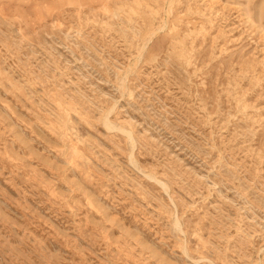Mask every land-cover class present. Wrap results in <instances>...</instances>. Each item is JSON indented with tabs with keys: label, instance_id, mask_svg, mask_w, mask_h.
<instances>
[{
	"label": "rangeland",
	"instance_id": "1",
	"mask_svg": "<svg viewBox=\"0 0 264 264\" xmlns=\"http://www.w3.org/2000/svg\"><path fill=\"white\" fill-rule=\"evenodd\" d=\"M93 3L0 0V264H264V0Z\"/></svg>",
	"mask_w": 264,
	"mask_h": 264
},
{
	"label": "bare ground",
	"instance_id": "2",
	"mask_svg": "<svg viewBox=\"0 0 264 264\" xmlns=\"http://www.w3.org/2000/svg\"><path fill=\"white\" fill-rule=\"evenodd\" d=\"M94 3V6L93 8L97 9V8H100L101 10L103 9H106V7H108L106 4H107V1L108 0H92ZM108 9V8H107ZM115 13V12H114ZM116 15V14H115ZM114 102V101H113ZM92 104V103H91Z\"/></svg>",
	"mask_w": 264,
	"mask_h": 264
}]
</instances>
